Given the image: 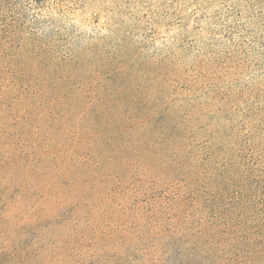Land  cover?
<instances>
[{"label": "rangeland", "instance_id": "374dc122", "mask_svg": "<svg viewBox=\"0 0 264 264\" xmlns=\"http://www.w3.org/2000/svg\"><path fill=\"white\" fill-rule=\"evenodd\" d=\"M3 1L0 264H264V0Z\"/></svg>", "mask_w": 264, "mask_h": 264}, {"label": "trees", "instance_id": "16d2710c", "mask_svg": "<svg viewBox=\"0 0 264 264\" xmlns=\"http://www.w3.org/2000/svg\"><path fill=\"white\" fill-rule=\"evenodd\" d=\"M3 2L5 3V6H4ZM3 7H4L5 11L12 10V8H10L8 2L0 0V10H2ZM13 28H19V27L14 26ZM3 36L4 35H0V41H3V39H4ZM6 67H7V60L3 56L0 55V79L1 78L3 79V78L10 76L6 70ZM216 186H218V185H216ZM253 258H254L253 256L245 257V259H249V260H252Z\"/></svg>", "mask_w": 264, "mask_h": 264}]
</instances>
